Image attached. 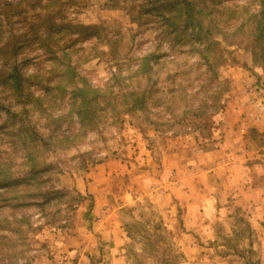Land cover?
Returning a JSON list of instances; mask_svg holds the SVG:
<instances>
[{"label":"rangeland","instance_id":"1","mask_svg":"<svg viewBox=\"0 0 264 264\" xmlns=\"http://www.w3.org/2000/svg\"><path fill=\"white\" fill-rule=\"evenodd\" d=\"M73 1L68 17L110 40L77 44L79 72L101 87L97 127L61 142L58 130L79 127L74 112L32 114L52 141L40 186L49 198L0 197V264H264V47L241 24L249 0H220L233 19L213 29L223 48L215 72L189 46L164 42L139 73L138 58L161 40L158 23L132 10L139 0ZM132 89L144 105L123 111ZM108 159L118 165L94 187Z\"/></svg>","mask_w":264,"mask_h":264},{"label":"trees","instance_id":"2","mask_svg":"<svg viewBox=\"0 0 264 264\" xmlns=\"http://www.w3.org/2000/svg\"><path fill=\"white\" fill-rule=\"evenodd\" d=\"M62 1L0 0V146H6L0 148V197L5 204L20 205L17 198L37 193L44 194L43 203L48 202L40 186L45 183L43 171L49 166L43 151L52 141L48 142L50 136L47 140L32 124V114L37 109L40 115L63 105L68 107L65 116L76 114L79 127L69 125L58 130L56 137L63 139L61 142L85 137L97 127L94 104L100 103L101 87L89 83L79 72L77 44L107 36L102 35L99 25L73 22L67 15V5L75 1L66 5ZM253 2L256 5L251 7ZM219 5L220 0H139L133 4L132 10L137 6L141 19L158 23L161 37L155 49L138 58L134 72H150L154 62L158 63L165 54L161 51L164 42L171 50L177 45L189 46L207 69L215 72L223 48L213 29L217 31L221 22L225 24L223 17L226 21L233 19L230 13L219 11ZM240 7L238 12L245 14L241 24L247 25L255 42L264 47V0H249ZM34 49L40 53L30 57ZM28 65L33 68L30 70ZM115 77L123 81L116 74ZM139 90L127 93L131 101L126 100L121 110L144 105ZM102 96L107 106L108 99ZM68 193L66 190L60 194Z\"/></svg>","mask_w":264,"mask_h":264},{"label":"crops","instance_id":"3","mask_svg":"<svg viewBox=\"0 0 264 264\" xmlns=\"http://www.w3.org/2000/svg\"><path fill=\"white\" fill-rule=\"evenodd\" d=\"M172 164L173 163H170V160H169V163L166 165L165 170L169 169ZM117 165H118L117 164V160H115V159H108V161L106 160L102 164H98L95 169H98L99 171H97V173L94 171L95 173H94V176H93L94 177V181H93L92 184L94 185V187H95V181L97 179H99V178H97V176L98 177L104 176L105 169H116ZM110 174H111V171H108V175H110ZM103 203H104V200L102 198L97 200V203H96L97 204L96 205L97 212L101 209Z\"/></svg>","mask_w":264,"mask_h":264}]
</instances>
